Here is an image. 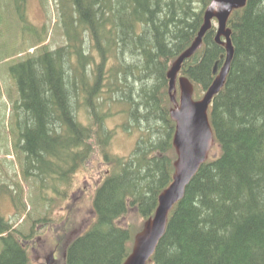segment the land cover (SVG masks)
Here are the masks:
<instances>
[{
  "label": "trees",
  "instance_id": "obj_1",
  "mask_svg": "<svg viewBox=\"0 0 264 264\" xmlns=\"http://www.w3.org/2000/svg\"><path fill=\"white\" fill-rule=\"evenodd\" d=\"M29 1L4 0V8L0 5L37 47L28 53L23 35L22 49L8 57L0 74V99L5 91L10 103L6 118L7 104L0 100V134L6 127L9 139L4 154L22 164L24 182L40 181L34 206L51 211L41 188L50 182L60 193L57 186H69L96 149L108 153L115 132L106 121L121 104L125 129L138 134L139 146L126 166L135 164L134 172L123 177L121 164L115 167L108 158L114 174L97 186L94 222L71 240L66 264H124L138 230L125 228L119 220L133 210L146 223L173 180L176 124L170 115L174 105L167 73L196 39L212 0H202L199 10L194 0H56L55 24L66 37L57 49L46 44V29L39 32L29 24ZM227 27L235 52L226 84L208 110L212 150L171 210L149 264H264V0H248L234 10ZM216 34L214 24L203 47L179 73L192 82L195 99L215 80V66L220 70L226 60V48L217 43ZM20 52L26 57L15 58ZM10 180L15 202L22 197L23 181ZM5 187L0 186L4 194ZM49 218L51 214L35 223ZM76 220L69 212L54 230L65 234L59 249H65L78 229ZM0 236V264H32L27 243L33 231L23 236L0 216Z\"/></svg>",
  "mask_w": 264,
  "mask_h": 264
},
{
  "label": "rangeland",
  "instance_id": "obj_2",
  "mask_svg": "<svg viewBox=\"0 0 264 264\" xmlns=\"http://www.w3.org/2000/svg\"><path fill=\"white\" fill-rule=\"evenodd\" d=\"M57 3L58 2H56V0H47L45 3L41 0H30L27 9L29 24L39 32L43 29L47 30L44 34V40H46V44H48L51 49H57L66 44V37L63 33V28H60V25L55 24L58 19ZM3 4L4 0H0V5L4 8ZM193 5L198 10L201 9L202 0H194ZM1 13L4 14L3 17L1 16ZM11 15L12 14L10 12H4V10L0 11V74L5 71L6 60L8 57L14 55L19 47V49H22L21 43L23 41V35H26L24 41H28L29 44L27 52L35 53L37 49L36 44L32 43L33 40L30 34H26V32L23 33L21 26L18 25V21L15 20V17L11 19ZM214 24L217 26L216 21H214ZM23 46H25V49L27 48V45ZM25 57V52H20L15 58L20 59ZM4 78L7 80V74ZM204 94L205 93L203 92L202 97ZM1 99H3L5 104H7L6 118H8L10 103H8L7 100V92H1ZM113 112H116V114L112 118H108L106 121L108 129L115 132L114 135L112 134V138L109 142L108 153L106 155L103 153L100 154V151L96 149L95 154H92L91 156L89 155L90 158L87 163L84 162L85 167L78 169L77 174L72 175L73 177L69 186H57L60 193L51 188L52 185L50 182H46L45 188H41L43 189L42 193L45 195V198L43 199H45V203L48 204L51 211H47L43 205L40 209L35 208L34 201H38L36 198V191L39 193V190L38 188L36 190V187H41V183L39 180L36 182L33 178L29 179L28 182H24L23 179H21L19 172L21 173L22 171V164L17 163V161L14 163L13 160L15 157L13 155L4 154V151H6L4 150L5 145L9 139L7 135V128H2L0 134V186H7L5 187L7 195L3 193L2 189H0V215L11 221L12 224H14V227L19 230L23 236H28L31 231H33L34 236L32 244L31 241L27 243L28 255L32 264H46L44 257H46V255L48 256L52 252H54L53 254H56L58 257L59 264H66V249L69 243L63 246L65 247L64 250L62 249L63 251L61 248L59 249L58 243L60 241H64L65 238L63 237L65 234L63 232H61L62 234L55 231L51 232V229L58 221L60 214L63 213L62 206L64 205L69 206L67 211L74 214L77 219L75 222L79 224L78 229L74 231L71 238L68 237L67 241L73 239L75 235L83 234V232L87 229L84 227L88 226V223L91 224V219L94 218V216L91 215V209L93 204L92 199L97 186L101 183L105 176L110 173V171L114 174L112 166H110V163L107 161L108 158L112 160L115 167L118 164H121L123 177H126V175L134 172L133 169L135 164H133L130 168L129 166H126L130 164V160L133 158V155L137 150V146H139L137 142L138 134L125 129L127 120L120 115V113L123 112L121 104H117L113 108ZM1 116L2 114L0 113V117ZM93 146L95 145L93 144ZM108 155L109 157H107ZM5 159H7L8 162ZM9 160L11 162H9ZM122 163L127 164L123 165ZM123 166L125 167V170L123 169ZM117 172L118 171H115V173ZM120 174L121 173L118 172L116 176ZM11 178H14L16 182L20 181L22 183L23 181L24 190L22 197L20 196V199H17L18 201L15 200V202L13 201L12 196L14 194L16 196L17 192L16 188H13V185L10 184ZM61 201L63 204L61 203V205H59ZM50 214L51 218L53 217L52 219L55 222L52 225V228L49 226L52 224L51 220L35 223L39 220L43 221L45 218L49 217ZM23 218L27 219L24 223L22 221ZM145 221L146 219H143L138 212L132 210L126 218L119 220V224L127 229L138 230V234L143 229L142 227L144 226ZM131 226L133 227L130 228ZM3 248L4 243L0 240V252Z\"/></svg>",
  "mask_w": 264,
  "mask_h": 264
},
{
  "label": "water",
  "instance_id": "obj_3",
  "mask_svg": "<svg viewBox=\"0 0 264 264\" xmlns=\"http://www.w3.org/2000/svg\"><path fill=\"white\" fill-rule=\"evenodd\" d=\"M248 0H212L204 13V23L192 45L185 50L172 64L167 73L169 79V95L174 107L170 110L171 119L175 122L173 145L178 159L175 173L170 186L159 198V207L154 219L149 220L144 229L135 238L132 254L124 264H148L153 256L159 240L164 236L169 220V213L180 201L186 186L204 164L211 152L214 142V132L210 124L208 110L216 95L225 86L231 63L234 57L232 31L227 27L228 19L234 10L244 8ZM213 19L218 21L216 34L217 43L225 46L226 60L220 70L215 66V80L208 88L202 99L195 101L194 86L186 77L178 75L183 63L191 58L203 45L206 33L212 27ZM224 38V40H222ZM177 82L180 88V98L177 101Z\"/></svg>",
  "mask_w": 264,
  "mask_h": 264
},
{
  "label": "bare ground",
  "instance_id": "obj_4",
  "mask_svg": "<svg viewBox=\"0 0 264 264\" xmlns=\"http://www.w3.org/2000/svg\"><path fill=\"white\" fill-rule=\"evenodd\" d=\"M210 30H211V29H210ZM217 30H218V28H217ZM231 35H232V34H231ZM197 36H198V35H197ZM231 39H232V38H231ZM202 47H203V46H202ZM200 49H201V48H200ZM234 52H235V51H234ZM225 56H226V55H225ZM222 57H223V56H222ZM232 61H233V60H232ZM231 64H232V63H231ZM217 67H218V65H217ZM220 68H221V67H220ZM215 75H216V74H215ZM180 76H181V75H180ZM182 76H183V75H182ZM214 98H215V97H214ZM209 108H210V107H209ZM210 122H211V121H210ZM210 124H211V123H210ZM212 128H213V127H212ZM174 131H175V130H174ZM173 135H174V134H173ZM172 140H173V139H172ZM173 147H174V146H173ZM176 155H177V152H176ZM177 159H178V155H177ZM177 159H176V160H177ZM175 162H176V161H174V164H175ZM193 178H194V177H193ZM193 178H192V179H193ZM191 181H192V180H191ZM191 181H190V182H191ZM190 182H189V184H190ZM189 184H188V185H189ZM188 185H187V186H188ZM187 186H186V188H187ZM166 189H167V188H166ZM185 192H186V189H185ZM161 194H162V193H161ZM161 194H160L159 197H158V206H157V208H156V210H155V214H156V211H157V209H158V207H159V198H160ZM184 196H185V193H184ZM184 196H183V198H184ZM183 198H182V199H183ZM182 199H181V200H182ZM181 200H180V201H181ZM178 202H179V201H178ZM178 202H177V203H178ZM177 203H176V204H177ZM176 204H175V205H176ZM175 205H174V206H175ZM155 214H154V216H153L152 218H150L149 220L154 219ZM94 219H95V217L93 218V222H94ZM149 220H147V222H148ZM147 222H146V223H147ZM146 223H145V224H146ZM91 224H92V223H91ZM168 224H169V220H168V223H167V226H166V229H165V233H166V230H167V228H168ZM89 226H90V225H89ZM84 233H85V232H84ZM165 233H164V235H165ZM81 235H82V234H81ZM163 237H164V236H163ZM163 237H162V238H163ZM162 238H161V239H162ZM161 239L159 240V242L161 241ZM159 242H158V244H159ZM158 244H157V247H158ZM157 247H156V249H157ZM156 249H155V252H156ZM155 252H154V254H155ZM154 254H153V255H154Z\"/></svg>",
  "mask_w": 264,
  "mask_h": 264
},
{
  "label": "flooded vegetation",
  "instance_id": "obj_5",
  "mask_svg": "<svg viewBox=\"0 0 264 264\" xmlns=\"http://www.w3.org/2000/svg\"><path fill=\"white\" fill-rule=\"evenodd\" d=\"M95 217V216H94ZM93 222V219H91V223ZM90 225V223H88V226ZM51 260H55L53 258V254H49L48 257H46V261L50 263Z\"/></svg>",
  "mask_w": 264,
  "mask_h": 264
}]
</instances>
